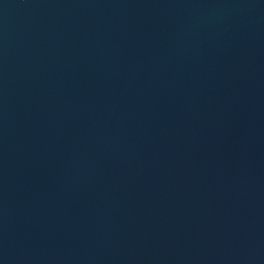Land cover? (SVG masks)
Instances as JSON below:
<instances>
[{"label":"water","instance_id":"1","mask_svg":"<svg viewBox=\"0 0 264 264\" xmlns=\"http://www.w3.org/2000/svg\"><path fill=\"white\" fill-rule=\"evenodd\" d=\"M0 264H264V0H0Z\"/></svg>","mask_w":264,"mask_h":264}]
</instances>
